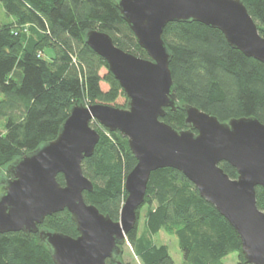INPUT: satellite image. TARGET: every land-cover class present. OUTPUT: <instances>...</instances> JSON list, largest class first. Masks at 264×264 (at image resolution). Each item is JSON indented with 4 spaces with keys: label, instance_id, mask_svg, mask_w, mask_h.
<instances>
[{
    "label": "trees",
    "instance_id": "trees-1",
    "mask_svg": "<svg viewBox=\"0 0 264 264\" xmlns=\"http://www.w3.org/2000/svg\"><path fill=\"white\" fill-rule=\"evenodd\" d=\"M242 1L264 35V0ZM0 2L12 17L0 25V119H5L0 127L1 177L8 164L55 139L74 104L112 105L126 96L106 59L86 43L87 31L107 32L122 49L149 56L121 16L116 0ZM163 39L172 54L170 69L180 103L176 110L166 108L164 121L177 130L186 129L184 105L189 103L221 121L255 116L264 123V63L231 47L221 30L197 21L168 23ZM102 81L109 84L107 90ZM91 125L100 139L93 155L82 162L84 174L94 184L92 192L84 191V198L116 221L127 196L126 176L137 159L119 131L96 121ZM220 166L231 178L238 177L230 163L222 161ZM57 179L65 184L62 173ZM0 187L5 188L1 182ZM256 198L264 211V187H256ZM138 223L127 241L139 262L124 260L122 253L123 264H175L168 245L154 241L162 230L177 236L182 264H223L232 252L247 264L239 233L178 169L163 167L151 173ZM40 227L74 237L79 234L68 209L47 215ZM106 262L116 264L112 258ZM0 264L55 262L38 233L16 231L0 233Z\"/></svg>",
    "mask_w": 264,
    "mask_h": 264
},
{
    "label": "water",
    "instance_id": "water-1",
    "mask_svg": "<svg viewBox=\"0 0 264 264\" xmlns=\"http://www.w3.org/2000/svg\"><path fill=\"white\" fill-rule=\"evenodd\" d=\"M121 16L149 58L119 47L112 36L90 29L86 43L108 62L124 89L126 107L107 103H76L58 136L7 165L0 179V233H38L55 264H107L119 256L127 234L137 226L151 173L172 167L192 181L200 195L231 223L241 237L247 264H264V211L256 187H264V123L255 116L221 121L185 104L186 129L162 118L180 103L170 69L172 58L163 31L170 22L197 21L222 31L229 45L264 63V35L242 0H116ZM96 121L128 138L137 159L127 174V196L120 219L113 220L84 198L94 190L82 162L93 155L100 139ZM236 168L231 178L220 166ZM62 173L65 184L57 176ZM68 209L78 236L41 228L47 215Z\"/></svg>",
    "mask_w": 264,
    "mask_h": 264
},
{
    "label": "rangeland",
    "instance_id": "rangeland-1",
    "mask_svg": "<svg viewBox=\"0 0 264 264\" xmlns=\"http://www.w3.org/2000/svg\"><path fill=\"white\" fill-rule=\"evenodd\" d=\"M12 21V17L6 13V10L3 6V4L0 2V25L5 22H10ZM47 54L51 55L52 51L50 49L46 50ZM106 69L102 68L101 69V74H105ZM102 88L107 90L109 88V84L106 83L105 81L101 82ZM2 97L0 93V98ZM127 96H120L118 100L113 103V104H118V107H122L123 105L126 104L127 106ZM112 104V105H113ZM125 106V107H126ZM5 119H0V127L2 128L4 126ZM9 174L5 171L3 175H1L0 179L8 177ZM5 188L0 187V195L4 192ZM146 208H143L140 215L141 219L138 223L139 230L142 231L143 229V224H144V213H145ZM154 241L157 244H167L169 247V252L171 256L173 257L175 264H182L184 258H183V252L181 250L179 240L176 235L168 233L164 230L160 231L158 234L154 235ZM123 258L124 260H130V261H137L139 262V259L135 256L133 248L131 244L126 241L123 244ZM223 264H241L239 261L238 253L237 252H232L228 256L224 257L222 260Z\"/></svg>",
    "mask_w": 264,
    "mask_h": 264
}]
</instances>
